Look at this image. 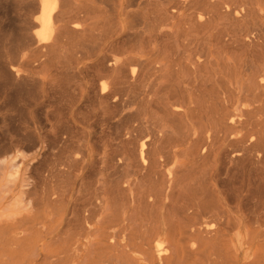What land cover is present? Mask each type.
<instances>
[{
    "label": "bare ground",
    "instance_id": "bare-ground-1",
    "mask_svg": "<svg viewBox=\"0 0 264 264\" xmlns=\"http://www.w3.org/2000/svg\"><path fill=\"white\" fill-rule=\"evenodd\" d=\"M134 6L142 16L129 20ZM91 8L85 0H0V18L16 24L0 44L4 83L50 87L61 63L83 79L68 96V129L93 101L124 124L97 170H89L92 150H78L75 179L96 170L93 190L76 183L40 196L23 181L31 211L0 223V264H264V254L261 263L241 258L244 240L264 225V0L121 1L118 17L105 6L112 12L97 43L89 41L98 28ZM47 65L56 68L46 74ZM26 138L31 151L47 139ZM15 160L0 158L14 170L9 178ZM234 169L255 172L262 190H224L221 174Z\"/></svg>",
    "mask_w": 264,
    "mask_h": 264
},
{
    "label": "rangeland",
    "instance_id": "rangeland-1",
    "mask_svg": "<svg viewBox=\"0 0 264 264\" xmlns=\"http://www.w3.org/2000/svg\"><path fill=\"white\" fill-rule=\"evenodd\" d=\"M121 1L123 3H128L129 1L134 2L135 0H85L87 6L88 5L91 6L93 8V9L92 8L91 9L95 10V12H97L96 16H94L95 12L90 9V16L93 18V20H97L95 23V26L98 27V28L95 27L96 29L94 28L96 31H94V30L92 31L93 32L92 37L95 39L91 38L89 40L90 42L97 43L99 41L98 39L100 38V36L104 37V33H106V30L108 27L105 24H103L105 22H102V21H104L103 19H109L108 13L112 12V10L108 12V9L106 10V8H110V9L112 8L114 11V8H115L114 6L118 7V8H115L113 15L110 16V17H115L116 13H117V17H118L119 4ZM140 1L144 3V2H148L149 0H136L137 3ZM89 2H91V3H89ZM98 3H100V5ZM104 5L106 6V8ZM110 5H112V6H110ZM94 8H96L97 10ZM141 8L142 7L137 8L134 6V7H130L129 9H126L127 12H129V13H127L126 16H128L129 20L134 18V17H131L132 13H135V14L141 13L142 12ZM87 9L89 10V8H87ZM98 10L101 13H99ZM98 13L101 14L102 16L98 15ZM110 13H109V15H110ZM140 15L142 16V13ZM96 17L100 21H98V19ZM10 19H11V15H7L6 19L3 17L0 18V44L3 41L6 44V42L7 41L9 42L13 37V35H12V34H14L13 29H14V26L16 24L15 25H14V23L12 24V20H10ZM8 28L10 30H8ZM8 31H9V33L12 32L11 35H9L11 38H9L7 35V34H9ZM6 32H7V34H6ZM4 37H8V38L5 39ZM122 39H125V37H122V36L119 37V40H122ZM122 42L123 41H121V44H122ZM99 43H101V42H99ZM125 47H127V46H125ZM4 50L2 49L0 52V56H2V57H3V55H6V52H7V50L5 52H4ZM59 65H60V71L63 73L62 76L60 78H56L50 87L48 85H43L42 87L39 86L40 88L37 89L38 86H35V88L37 90H35V89L33 90L34 86H31L29 89H25L24 87L22 88V86L15 88L9 84H5L4 80H2L3 79L2 76H0V158L7 157V156H12V157L16 156L15 164L18 167V173L13 174V176H11L9 178V177H7L6 173H13L14 170L8 171V170H6V168L4 166L0 165V167H1L0 168V187H1L0 188V200L2 198H4L2 201V203H4L3 207H0V223L11 222L13 219H18L21 216L27 214V212L31 211V205L29 206L27 204V202L24 200V196L23 197L21 196V191L25 189V188H22V186L24 185V183H23L24 180L28 179L27 182L34 186V188L32 189V192H34L40 196H43L46 192L51 193L52 191H56V190L57 191H60V190L67 191V190H69L68 189L69 187L71 189V187L74 188V186H75L74 189H77L79 184L77 186L76 183H80V186H82V187L84 186L82 189H84L85 187H88L90 190L91 189L93 190V188H95V186L98 182L96 167L98 166L100 168L99 165H101V164H99L100 160H98V158L100 159V157H102L104 152H107V151L111 152V151L116 149V147H115V141L116 140H114V139H115V136H117L118 129H120V127L123 128V126L118 127V124L119 125H121V124L124 125V124H123V122L120 121V119H119L120 116L115 117V115H114L115 112L111 111L112 109H107V110H110L109 112H111V113L108 112L109 113L108 114L107 110L105 109V106L102 103L100 104L99 101H96V102L93 101L92 102V103L95 102V104H94L95 106L91 103L89 105L86 104L87 107L82 105L81 106L82 108L79 109L80 111L77 109L79 112L76 114L75 120H76V122H79V123L76 127L68 129V127L66 126V121H67L68 117L70 116V112H71V110H69V107L71 106L69 99H71L74 94L76 96V93H77L76 90H77V86L79 83V81H77L76 79L77 78H78V80H83V79H80L81 76H77V78L74 77L75 79L71 78V76H70L71 74H69L68 72H66L68 74L65 73L64 70L66 68H62V67H64V65H62L61 63H59ZM47 68H50V65L46 66L45 71ZM55 68L56 67H52V69L50 68V69H48V71L49 72L54 71ZM48 71H46L45 73L48 74ZM89 74H92V72ZM0 75H1V72H0ZM86 79H88V78H86ZM86 79H85V81L88 85L89 81ZM65 80L67 81L66 83L64 82ZM62 81H63V83H62ZM74 82L77 85H75ZM65 84L68 86V88L70 90L67 88V86ZM70 84H72V85H70ZM53 85H54V88L57 87V89L56 88L54 89ZM26 90L28 92L31 90V92L33 94L35 93L34 96L31 92L28 94V92ZM67 90H69V91L67 92ZM23 91H25V92H23ZM63 91L65 93H63ZM71 91H73L74 93L72 94ZM36 92L38 95H36ZM70 94H72V95H70ZM68 96H70L71 98L70 97L68 98ZM63 109H65V110H63ZM77 110H75V111L77 112ZM100 110H102L103 112ZM104 110H106V111H104ZM116 113H115L116 115H121V114H118V112H116ZM85 118H87V119H85ZM104 118H105V120H103ZM63 119H65V120H63ZM107 119H108V121H107ZM116 127H118V128L116 129ZM57 128H58V131H57ZM108 130H110L111 132ZM30 132H39L40 135L45 136V139L47 138L45 140V144L43 143L44 145L42 144L41 147H39V145H37L36 146L37 148L33 149L32 151L29 150L30 149L29 143H27L28 141H27V138L25 139V137ZM27 144H28V146H27ZM113 146H114V148L111 149ZM28 147H29V149H28ZM78 147H80V148H78ZM88 148H90L92 150L93 154L97 157L96 158L97 160L94 161V164H93L94 166L92 165V167H91L92 169H89V170H93L94 168L96 170L91 171L90 172L91 174L88 172L89 170H87L85 173L88 172L89 174L86 175L84 173L83 177L75 179L77 169L79 168L80 165H78V167L76 168L77 162L75 163L74 159H77L78 156H80L79 151H78L79 149L84 152V151L88 150ZM34 150H36V153H37V158L35 160L31 158L33 153H34ZM96 150L98 151V153L99 152L100 153L97 154ZM82 151H80V153H82ZM2 154H3V156H2ZM65 155H67V156H65ZM64 161L66 162V165L64 164L65 163ZM59 162H60V164H58ZM96 162L97 163L99 162V163L97 164ZM67 163H69V164H67ZM95 164L97 166H95ZM68 165L72 166L74 173L68 169V167L71 169V167ZM55 166H57L58 169ZM54 168H56V169H54ZM74 168H76V169H74ZM64 170H65V172H63ZM42 172H43V174H42ZM57 172L59 175L57 174ZM60 172H62V174H60ZM51 173L55 174V176L52 175ZM67 173H68V176H67ZM223 174H221L222 175L221 180L223 178L222 184H223V186H226L225 183L227 184V186L225 187L226 189L223 187L224 190H229L230 188L231 189L235 188L237 190L238 189L237 186H240L239 188L242 192L248 191L247 189H249V191H251V193H255L257 191V189L262 190V188H260L262 183H261V181L259 183H257L259 178L257 179L258 175L255 172H252V171L247 172V170L246 171H243V170H237L236 171V169H234L233 171L230 170L228 172L223 171ZM255 174L257 176H255ZM45 176H47V177H45ZM51 177H53V179H51ZM69 179H72V180L74 179L75 181L73 180L71 182V180H69ZM224 180H225V183H223ZM226 181H228V183ZM71 183H72V185H71ZM248 183H250V185ZM256 183L258 184V186L260 184L259 188H257ZM51 184H53V185H51ZM57 184L58 185L61 184V185L58 186ZM255 184H256V186H255ZM54 185H55V189L52 188V187H54ZM67 185H69V187ZM39 186H40V188H39ZM253 186L256 187V189ZM79 188L77 191H79V192L82 191ZM88 188L86 189V191L89 192L90 190ZM253 188L256 190L255 192H254ZM45 189H47V190H45ZM233 190L234 189H232V191ZM43 192H44V194H43ZM79 192L77 194H80V193L86 194L87 193V192H84V190L80 193ZM84 194H80L82 196H80V195L79 196L81 198H83ZM34 209L37 212H43L44 207L42 204H37L34 206ZM49 209L51 210L50 207H49ZM35 210H32V211H35ZM255 231L258 232L257 238H255L254 241L249 240V241L245 242V240H244V243L242 244L244 255H242L243 257H241V258H243L245 263L249 262L253 259H256V261H258V263H261V259L263 258V254H264V225L261 226L260 228L256 229ZM256 264H257V262H256Z\"/></svg>",
    "mask_w": 264,
    "mask_h": 264
}]
</instances>
